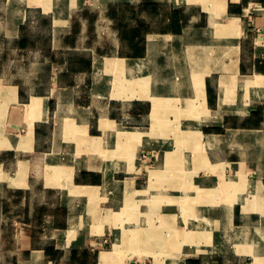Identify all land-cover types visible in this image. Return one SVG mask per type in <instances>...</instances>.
<instances>
[{"label": "crops", "instance_id": "0c3cea01", "mask_svg": "<svg viewBox=\"0 0 264 264\" xmlns=\"http://www.w3.org/2000/svg\"><path fill=\"white\" fill-rule=\"evenodd\" d=\"M133 260L264 264V0H0V264Z\"/></svg>", "mask_w": 264, "mask_h": 264}, {"label": "rangeland", "instance_id": "374dc122", "mask_svg": "<svg viewBox=\"0 0 264 264\" xmlns=\"http://www.w3.org/2000/svg\"><path fill=\"white\" fill-rule=\"evenodd\" d=\"M15 66L18 68V70H19V74H20V75H24V74H25V71H26V69H27L25 62H23V63L20 62V63H17V64H16V63H14V64H13V63H11V64H10V63H6V64L4 63V70L8 73L9 69H11V71H13L14 68H15ZM2 69H3V68H2ZM118 83H119V85H121V82H118ZM145 83L147 84V82H145ZM152 112H153V111H152ZM119 133H120V132H119ZM188 133H190V132L187 131L186 134H188ZM91 145H98V146H99V143H94V142H93V143H90V144H89V143H86L84 147H86L87 150H89V149L92 150V149H94V148H90ZM98 146H97V147H98ZM147 232H148V231H147ZM147 234H151V233H146V235H147ZM134 236H135V235H134ZM132 237H133V236H132ZM140 240H141V239H140ZM161 240H162L163 243L166 244V243H168V240H169V239H166V240H164V239H158V241H161ZM147 241H148V239H147ZM107 243H108V240L105 242V244H107ZM116 245H117V244L114 243V244H113V247L116 248V247H117ZM159 248H161L160 250H162V247H159ZM162 251H164V246H163V250H162Z\"/></svg>", "mask_w": 264, "mask_h": 264}, {"label": "trees", "instance_id": "16d2710c", "mask_svg": "<svg viewBox=\"0 0 264 264\" xmlns=\"http://www.w3.org/2000/svg\"><path fill=\"white\" fill-rule=\"evenodd\" d=\"M27 44V37L26 36H24V37H21L20 39H19V45L20 46H25ZM218 129V128H217Z\"/></svg>", "mask_w": 264, "mask_h": 264}, {"label": "bare ground", "instance_id": "6f19581e", "mask_svg": "<svg viewBox=\"0 0 264 264\" xmlns=\"http://www.w3.org/2000/svg\"><path fill=\"white\" fill-rule=\"evenodd\" d=\"M97 146H98V145H91L90 148H94V149H95V148H97Z\"/></svg>", "mask_w": 264, "mask_h": 264}, {"label": "built area", "instance_id": "2783aa9c", "mask_svg": "<svg viewBox=\"0 0 264 264\" xmlns=\"http://www.w3.org/2000/svg\"><path fill=\"white\" fill-rule=\"evenodd\" d=\"M131 264H137V262H136L135 260H133V261L131 262Z\"/></svg>", "mask_w": 264, "mask_h": 264}]
</instances>
